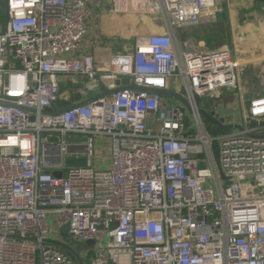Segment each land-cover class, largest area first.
I'll return each mask as SVG.
<instances>
[{
    "label": "built area",
    "instance_id": "obj_1",
    "mask_svg": "<svg viewBox=\"0 0 264 264\" xmlns=\"http://www.w3.org/2000/svg\"><path fill=\"white\" fill-rule=\"evenodd\" d=\"M94 1L8 0L0 264H78L51 241L65 226L88 264H264V95L242 109L241 127L209 135L195 96L211 106L223 89H239L240 64L230 48L175 45L174 30L198 24L216 0H112V12L161 14L168 31L139 36L104 65L89 49L102 43L88 36ZM97 77L108 89L128 77L169 90L179 77L174 91L194 112L158 93L95 98ZM66 80L93 92L90 101L44 114L59 110ZM81 157L84 165L67 164Z\"/></svg>",
    "mask_w": 264,
    "mask_h": 264
},
{
    "label": "crops",
    "instance_id": "obj_2",
    "mask_svg": "<svg viewBox=\"0 0 264 264\" xmlns=\"http://www.w3.org/2000/svg\"><path fill=\"white\" fill-rule=\"evenodd\" d=\"M92 8L93 17L88 36L90 40L97 39L102 43L89 49L100 65L107 62L111 53L131 52L139 36L168 31V23L161 14L147 15L136 10L112 12V0H95ZM230 9V13L225 16L216 14L213 9L198 24L175 29V45L179 50L194 51L230 48L240 67L243 66L244 70L247 66L248 83L253 84L255 81L259 85L264 84V0H232ZM241 12H244V19L239 17ZM66 81L62 84L61 97L56 104L59 110L74 104L73 101H77L78 96H81L79 102L93 94L91 91L85 94L81 85ZM129 83L130 79L124 77L122 84L126 86ZM243 83L246 80L240 72L239 89H230L234 98L239 99L240 119ZM259 95H264V91ZM205 108L225 117L228 123L238 122L235 112L231 113L222 104L214 105L212 102L211 106L208 104ZM214 147L216 152V146Z\"/></svg>",
    "mask_w": 264,
    "mask_h": 264
},
{
    "label": "water",
    "instance_id": "obj_3",
    "mask_svg": "<svg viewBox=\"0 0 264 264\" xmlns=\"http://www.w3.org/2000/svg\"><path fill=\"white\" fill-rule=\"evenodd\" d=\"M6 3V16L8 17V7H7V3L8 0H4ZM239 17L242 19H244V12H241ZM96 81L101 89L100 94H98L97 96H95V98H99V97H104V96H109L112 95L113 93L123 90V89H129L131 90L133 93L135 94H140V93H158L161 94L163 96H165L166 98H174L177 101H179L183 106L184 109H186L189 113H193L194 109L192 107V105L190 104V102L188 101V99L186 98L185 95H183L182 93H179L177 91L174 90H169V89H154V88H150V87H144V86H139L136 84H130V85H121V82L118 80L116 82L117 87L114 89H108L106 87V85L104 84V82L97 77ZM196 100H198L199 102V109H198V113L201 115V118L204 122L206 123H210L212 128V134H217L221 131H230L232 128L234 127H241L238 124H232V123H227L226 119L224 117H219L217 116L214 112H210L208 111L205 107H206V103L204 102V100L200 101V97L199 96H195ZM93 99V98H92ZM90 101V99H86L83 100L77 104H72L71 106H67L65 108H62L60 110H52V109H46L43 111L44 114H60L64 111H67L69 109H71L74 106L77 105H84L86 103H88ZM209 102H212V98H208ZM252 126H256L257 125V121H252L251 122ZM86 163V159L84 157L81 158H69L67 160V164L68 165H84ZM57 177H61L62 176V172L61 171H57L54 173ZM61 236L62 239H58V240H51L52 242H54L55 244H57L58 246L66 249L67 251H69L77 260L78 264H88L86 259L82 258V256L80 255L78 248H77V244H70V237L68 236V226H65L61 229ZM94 245V241H88L85 245H81L80 248L82 247H91Z\"/></svg>",
    "mask_w": 264,
    "mask_h": 264
},
{
    "label": "rangeland",
    "instance_id": "obj_4",
    "mask_svg": "<svg viewBox=\"0 0 264 264\" xmlns=\"http://www.w3.org/2000/svg\"><path fill=\"white\" fill-rule=\"evenodd\" d=\"M232 5V0H216V7L214 8V12L218 15L221 16H225L227 13H230V7ZM6 3L4 0H0V31H2L3 29H5V25H6ZM226 31V30H225ZM247 66L244 67L243 70V66L239 68V74L241 72L242 77L244 78V80H246V83H243L241 86V91L244 94L242 97V109L247 106V103L249 102V100L259 94H261L262 91H264V84H260L257 82H253L252 83H248L247 81V77H248V71H247ZM244 75V76H243ZM180 80V78L178 77L175 80H171L170 81V86L171 89L173 88L174 90L177 89L178 86V81ZM182 91V89L180 90V92ZM232 90L230 89H223V92L221 93V98H214L213 99V104H222L225 108H227L228 111H230L231 113L236 114V118L238 121H240V102L238 97H236L237 99H235V95L234 93H231ZM78 100L81 98V96H78ZM77 101H73L78 102ZM169 102L170 104H173L176 102V99L174 98H169ZM232 107H231V106ZM235 107V108H234ZM234 109V110H233ZM236 110V111H235ZM189 113V112H188ZM190 114V113H189ZM207 128V132L209 135H213L212 131H211V127L207 124L206 125ZM98 144V143H97ZM100 146L97 145L95 148V155H99L103 153L104 148H100Z\"/></svg>",
    "mask_w": 264,
    "mask_h": 264
}]
</instances>
